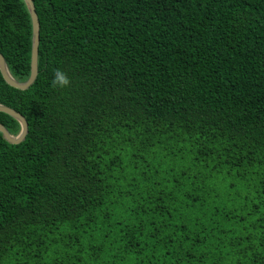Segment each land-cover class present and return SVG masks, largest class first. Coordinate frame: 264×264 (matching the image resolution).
<instances>
[{
    "label": "trees",
    "instance_id": "obj_1",
    "mask_svg": "<svg viewBox=\"0 0 264 264\" xmlns=\"http://www.w3.org/2000/svg\"><path fill=\"white\" fill-rule=\"evenodd\" d=\"M33 3L37 78L0 71L28 124L0 133V264H264V0ZM31 51L24 1L0 0L20 83Z\"/></svg>",
    "mask_w": 264,
    "mask_h": 264
},
{
    "label": "water",
    "instance_id": "obj_2",
    "mask_svg": "<svg viewBox=\"0 0 264 264\" xmlns=\"http://www.w3.org/2000/svg\"><path fill=\"white\" fill-rule=\"evenodd\" d=\"M27 10L30 14L32 21V51H31V64H30V76L26 82H18L12 77L4 60V57L0 53V71L4 81L13 88L19 90H27L36 80L38 75V47H39V35L40 24L35 11L33 0H23ZM0 112L5 113L16 120L20 125V131L17 135H12L0 124V133L3 138L10 144L17 145L24 141L28 133V124L25 118L15 110L0 104Z\"/></svg>",
    "mask_w": 264,
    "mask_h": 264
},
{
    "label": "clouds",
    "instance_id": "obj_3",
    "mask_svg": "<svg viewBox=\"0 0 264 264\" xmlns=\"http://www.w3.org/2000/svg\"><path fill=\"white\" fill-rule=\"evenodd\" d=\"M50 83L53 89H64L71 84V80L62 68L57 67L53 71V77Z\"/></svg>",
    "mask_w": 264,
    "mask_h": 264
}]
</instances>
